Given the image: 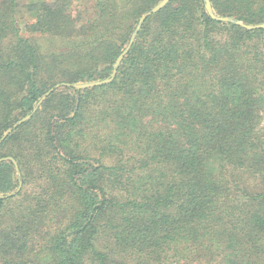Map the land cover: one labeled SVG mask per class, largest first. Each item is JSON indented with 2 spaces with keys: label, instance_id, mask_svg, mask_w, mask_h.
I'll return each instance as SVG.
<instances>
[{
  "label": "trees",
  "instance_id": "1",
  "mask_svg": "<svg viewBox=\"0 0 264 264\" xmlns=\"http://www.w3.org/2000/svg\"><path fill=\"white\" fill-rule=\"evenodd\" d=\"M161 1L0 0V139L54 86L109 78ZM210 1L235 22L171 0L112 83L56 90L0 145V195L23 183L0 264H264V29L237 24L264 0Z\"/></svg>",
  "mask_w": 264,
  "mask_h": 264
},
{
  "label": "water",
  "instance_id": "2",
  "mask_svg": "<svg viewBox=\"0 0 264 264\" xmlns=\"http://www.w3.org/2000/svg\"><path fill=\"white\" fill-rule=\"evenodd\" d=\"M171 0H162L159 4H157L156 6H154L150 11H148L147 13H145L144 15H142V17L140 18L138 25L136 27L135 32L132 34V37L130 39V42L128 44V46L126 47V49L121 53V55L118 57V59L116 60V63L114 65V69L112 74L110 75L109 78L105 79V80H101V81H96V82H90V83H83V84H68V83H63V84H58L56 86H54L53 88H51L43 97L42 99L38 102V104L36 105V107L34 108L33 112L22 118L21 120H19L15 125H13V127H11L0 139V145L14 132V130H16L19 126L23 125L25 122L29 121L32 119V117L37 113V111L42 107V105L45 103V101L47 100V98L54 93L56 90L62 88V87H72L75 88L77 90H86V89H91V88H96V87H100V86H105L108 85L110 83H112L117 74H118V70L120 68V65L122 64L123 60L125 59V57L127 56V54L129 53V51L131 50L136 37L139 33V31L142 29L144 23L147 21L148 18L152 17L153 15L159 13L161 10H163L169 3ZM206 9L208 11V13L210 14V16L217 21H221V22H235L232 18L229 17H217L213 11L212 8V4L210 0H206ZM237 24L241 25L242 27L246 28L247 30L250 31H254V30H261L264 29V23L263 24H259V25H246L242 22H237ZM6 159H0V162L4 161ZM8 160L12 161L15 166H16V170H17V174L19 177H21V172H20V168L18 166V163L16 162L15 159L13 158H8ZM23 187V183L21 182L19 185V188L17 189V191L15 193L9 194V195H0V198L2 199H8L11 198L13 196H15L17 193H19L21 191Z\"/></svg>",
  "mask_w": 264,
  "mask_h": 264
},
{
  "label": "rangeland",
  "instance_id": "3",
  "mask_svg": "<svg viewBox=\"0 0 264 264\" xmlns=\"http://www.w3.org/2000/svg\"><path fill=\"white\" fill-rule=\"evenodd\" d=\"M78 1L82 2L83 3L82 6H84L86 8L90 7V5H91V0H78ZM76 6H77L76 10L78 11V5H76ZM20 21H21V24L23 25V29H24V25L27 22L31 21V19L28 15H25L24 13H22V15L20 16Z\"/></svg>",
  "mask_w": 264,
  "mask_h": 264
}]
</instances>
